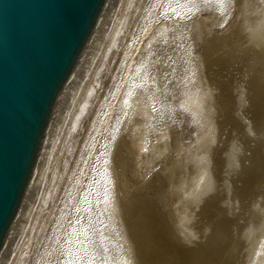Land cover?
<instances>
[{
  "label": "rangeland",
  "instance_id": "374dc122",
  "mask_svg": "<svg viewBox=\"0 0 264 264\" xmlns=\"http://www.w3.org/2000/svg\"><path fill=\"white\" fill-rule=\"evenodd\" d=\"M241 1H132L27 264H128L127 240L116 236L113 214L120 208L130 236L137 230L143 235L145 228L137 229L134 218L144 205L152 210L147 219L155 215L161 220L158 234L178 249L177 253L168 251L167 259L162 257L155 264H189L198 254L204 258L207 251L199 247L209 242L219 224L230 235L228 243L218 247L215 263L250 264L254 260L264 237V110L253 100L257 87L251 82L259 84L264 78V67H260L264 66V40L257 45L250 42L240 27L243 17L255 21L264 15V0H250L254 12L245 16L240 12ZM165 23L173 24L162 36L160 28ZM239 36L241 43L235 39ZM234 40L242 45L239 51ZM139 69L152 84L139 86L135 95L148 105L152 113L148 126L157 132L147 133L146 152L122 166L119 157L124 144L135 150L122 101ZM209 90L212 97H205L196 111L198 98ZM165 132L166 150L161 137ZM200 156L206 158L210 171V189L197 200H202L198 206L197 202L189 206L185 223L190 230L185 236L175 227L174 186L182 179L191 184ZM130 199L137 205L133 206L135 216L127 205ZM138 256L137 264H143Z\"/></svg>",
  "mask_w": 264,
  "mask_h": 264
},
{
  "label": "water",
  "instance_id": "95a60500",
  "mask_svg": "<svg viewBox=\"0 0 264 264\" xmlns=\"http://www.w3.org/2000/svg\"><path fill=\"white\" fill-rule=\"evenodd\" d=\"M133 0H0V264H27Z\"/></svg>",
  "mask_w": 264,
  "mask_h": 264
},
{
  "label": "bare ground",
  "instance_id": "6f19581e",
  "mask_svg": "<svg viewBox=\"0 0 264 264\" xmlns=\"http://www.w3.org/2000/svg\"><path fill=\"white\" fill-rule=\"evenodd\" d=\"M252 1L250 0H242L241 3V13L243 12L244 16L249 14V13H253L254 12V6H253V3H251ZM264 2V1H263ZM264 6V5H262ZM239 12V13H240ZM244 20H243V25L241 29V31H243L242 33H246L248 35V38H249V41L256 44L260 41H263L264 40V15L260 18V19H256L255 21L252 20V19H249L247 17H243ZM254 19V18H253ZM173 24V23H172ZM172 24H167L165 23L161 28H160V31H161V35L162 36H165V33L166 31H168L167 27H170ZM173 28V27H172ZM176 30V29H175ZM176 32V31H175ZM246 35V36H247ZM183 36V35H182ZM237 36V35H236ZM152 39V38H151ZM234 39V38H233ZM235 39H240V36L239 38H235ZM153 40V39H152ZM225 40V39H224ZM260 40V41H259ZM236 40H234V43ZM245 40H243V43ZM232 42V41H231ZM242 42V40L240 39V43ZM233 43V44H234ZM242 43V44H243ZM249 43V42H247ZM246 43V44H247ZM237 44V43H236ZM235 44V45H236ZM232 45V43H231ZM241 45V44H240ZM239 44H237V50L239 51ZM248 45V44H247ZM257 45V44H256ZM263 45H264V41H263ZM242 46V45H241ZM244 46V45H243ZM235 47V46H234ZM247 46H245L246 48ZM229 48V46H228ZM261 49V48H260ZM263 49V47H262ZM264 50V49H263ZM258 51V50H257ZM231 52V51H230ZM261 52V51H260ZM240 53V52H239ZM242 53V52H241ZM240 53V55H241ZM248 53V52H247ZM243 55L246 54L245 52L242 53ZM259 54V53H258ZM242 55V56H243ZM226 56V55H225ZM230 56V55H229ZM229 60L231 59L230 56ZM241 57V56H240ZM256 57V56H255ZM233 58V57H232ZM235 58V57H234ZM239 58V57H237ZM254 58V57H253ZM257 58V57H256ZM256 58H254L256 60ZM262 58V57H261ZM236 59V58H235ZM225 60V59H224ZM223 60V61H224ZM228 60V61H229ZM233 60V59H231ZM238 60V59H236ZM235 60V61H236ZM234 61V60H233ZM226 62H227V59H226ZM264 62V61H263ZM229 63V62H228ZM227 63V64H228ZM231 63V62H230ZM262 63V62H261ZM225 64V63H224ZM226 64V65H227ZM256 65V64H255ZM263 65V64H262ZM260 66V65H259ZM260 67H264V66H260ZM258 69V68H257ZM256 69V70H257ZM260 69V68H259ZM257 72V71H256ZM259 72V71H258ZM261 72V71H260ZM264 73V72H263ZM260 75V74H259ZM264 75V74H263ZM258 76V74H257ZM258 78V77H257ZM264 79V78H262ZM262 79H259V81H261L259 84H253V82H251L253 86L257 87L256 89V97L255 99H253L255 101V103H260L261 104V107L262 109L264 110V80ZM256 80V79H254ZM258 81V79L256 80V82ZM152 84V82H149V80L145 77V74L142 73V70L139 69L137 74H136V80L133 82V85L127 90L126 89V94L123 96V101H122V114L123 116L126 117V122L127 124L131 125L132 126V130H131V133L133 134L134 138H133V145H134V148H131V149H135V150H129L127 147L128 145L127 144H124L125 146L123 147V150H122V154L121 156L119 157V162L122 164V166H126L129 161H130V158H139L141 156V154L145 151L146 152V140L148 139V135L147 133L150 132V133H153V131L155 132L156 129L155 128H151L148 126V123L151 122V118H152V113H150L149 111V108H148V105L146 104V102L143 100V98H141L140 96H137L135 95L136 93V90L138 89L139 86H143L144 88H148V86H150ZM252 86V88H254ZM213 92V91H212ZM255 93V92H254ZM227 94V93H226ZM255 95V94H254ZM209 98V97H212L211 96V91L209 90L206 94H203V97L201 98H198L196 104H195V109L196 111L200 110L203 106V102H204V98ZM226 98V97H225ZM224 98V99H225ZM224 105V104H223ZM210 106V105H209ZM208 108V107H207ZM212 108V106H211ZM211 110V109H210ZM210 110L207 114V119H208V116L210 114ZM211 115V114H210ZM206 117V116H205ZM211 118V117H210ZM209 118V119H210ZM211 122V121H210ZM208 122V123H210ZM212 123V122H211ZM126 124V123H125ZM213 125V124H212ZM212 125L210 127H212ZM157 132V131H156ZM208 132V131H207ZM211 133V132H210ZM214 133V132H213ZM211 133V134H213ZM207 135V137H210ZM213 136V135H212ZM132 137V136H131ZM161 137L163 139V141L166 142V145H165V150L168 148V144L167 143V138H168V134L167 132L161 134ZM206 137V136H205ZM203 139V138H202ZM211 139H214L211 138ZM210 139V140H211ZM164 142V143H165ZM214 142V141H213ZM211 145V144H210ZM130 146V145H129ZM200 146V145H199ZM203 146V144H202ZM207 146V145H206ZM155 148V147H154ZM203 148V147H202ZM209 148V147H208ZM153 149V147H152ZM157 149V147H156ZM210 150V149H209ZM155 151V150H154ZM157 151V150H156ZM155 151V152H156ZM207 151V150H206ZM162 152V151H160ZM199 153V152H198ZM197 153V154H198ZM160 154H163V153H160ZM203 154V153H202ZM201 155V154H200ZM204 155L206 156V153H204ZM178 156V155H177ZM202 155V157H205ZM197 157V156H196ZM201 156L199 157L200 159L197 161V166L195 165L193 168H196L197 169L194 171V173H197L195 176H192L191 178V184H184L182 181L184 179H182V181L179 182L178 185L174 186L176 189H177V192H176V199L173 201V203L175 204L176 206V211H177V217H176V226L177 229L179 230V233H182V235H187V231L190 230L189 226H187V224L189 223H185L186 221V218L188 215H186V212L187 210L189 209V206L190 205H193L194 202H197V206H198V202L199 201H202V200H199L197 201L198 199H200L201 195L204 194V196L206 195L205 193L207 192V190L209 191V186L208 184L210 183L209 182V172H208V166H207V163H206V158H202ZM156 160V159H155ZM204 160V161H203ZM143 163V162H142ZM209 163V162H208ZM264 163V162H263ZM173 165V164H172ZM175 165V164H174ZM180 166V165H179ZM219 167V166H218ZM121 168V167H120ZM170 171V170H169ZM177 173V172H175ZM193 173V172H192ZM183 177V176H182ZM115 178V177H113ZM169 178V177H168ZM172 179V178H171ZM179 179V178H178ZM177 180V179H176ZM188 181V180H187ZM186 181V182H187ZM190 181V180H189ZM247 184L249 183L246 182ZM173 184V183H172ZM174 185V184H173ZM171 186V185H170ZM171 188V187H170ZM173 188V186H172ZM209 188V189H208ZM116 194V193H115ZM115 196V195H114ZM203 196V195H202ZM141 197V196H140ZM143 197V196H142ZM145 198H148V197H145ZM137 199V198H135ZM134 199V200H135ZM143 199V198H142ZM203 199V198H202ZM133 200V201H134ZM144 200V199H143ZM146 200V199H145ZM131 201V199L129 201H127V205H128V208L130 210V214H134V207L137 206L135 205L134 206V202ZM138 201H142L140 200V198L138 199ZM148 201L151 202V200L148 199ZM147 201V202H148ZM137 202V201H135ZM146 203V202H145ZM143 202V205L145 204ZM152 203V202H151ZM136 204V203H135ZM141 204V202H140ZM153 204V203H152ZM150 205V204H149ZM134 206V207H133ZM142 206V204H141ZM145 206V205H144ZM141 207L142 209L140 211H137L136 213L138 214L140 212V217H138L137 214L136 215V218H134V220H136V227L138 229L139 228H145L146 232L145 234L142 235V233L140 234L139 230L137 231H134V235L130 236L129 233L131 232H128V229L125 225V221L123 220V215H122V212H121V209H115L114 211V214H113V227H114V232L116 234V236H122V239L123 237L126 238V246H125V251H126V256H125V261L128 263V264H137V256H138L142 261L143 264H155V261L157 262V260H161L163 261L164 259H162V257H166V255L169 256L168 254V251L170 252L174 250H176V246H172V244L170 245L168 240L167 239H164L161 235L158 234L157 232V227H160L161 226V220L158 219V217L156 218V216H152L150 214L151 217H149V219H147V213L148 212H151L152 210L148 211L150 208L148 207V209L146 207ZM147 206V205H146ZM151 206V205H150ZM153 206V205H152ZM197 208V207H196ZM136 209H138L136 207ZM140 209V207H139ZM182 209V210H181ZM227 209V208H226ZM132 212V213H131ZM126 213V212H125ZM128 213V212H127ZM126 213V215H128ZM129 214V215H130ZM133 215V216H135ZM149 215V214H148ZM190 216V215H189ZM131 217V216H130ZM138 217V218H137ZM175 217V216H174ZM129 218V217H128ZM142 219V223H140V220ZM125 219V218H124ZM188 219V218H187ZM139 221V222H138ZM165 222V221H164ZM162 222V223H164ZM189 222V221H188ZM152 223H154V227H152ZM223 223V221H222ZM227 223V222H226ZM220 225V224H219ZM219 225H218V228L217 230L215 231L214 233V236L212 235V238H210L209 242H207L206 244L204 245H201L199 247V249L201 248V251L204 250V251H207L206 252V256L203 258H199L200 255H196V256H199L197 259H195L194 261H192L190 259L191 262H188L189 264H216V260L218 258V249L220 247H223L225 246L226 241H227V234L225 233V229L226 227L222 226L219 228ZM221 226V225H220ZM226 226V225H225ZM112 227V228H113ZM161 228V227H160ZM159 230L161 231V229ZM172 229V228H171ZM165 231V230H163ZM193 232V231H192ZM191 232V233H192ZM213 232V231H212ZM228 232V231H227ZM160 233V232H159ZM169 233V232H168ZM190 233V232H188ZM161 234H164L161 232ZM165 235V234H164ZM189 235V234H188ZM193 235V234H191ZM210 235V236H211ZM230 235V234H228ZM263 235V234H262ZM161 236V237H160ZM264 236V235H263ZM114 237V236H112ZM134 237V239L132 238ZM184 237V236H183ZM121 238V237H120ZM155 238V239H153ZM115 239V238H114ZM117 239V238H116ZM186 239V237H185ZM209 239V238H208ZM167 240V241H166ZM229 240V239H228ZM167 242V243H166ZM206 242V241H205ZM136 243V244H135ZM138 243V244H137ZM135 244V245H134ZM260 244V249L257 251V255L255 256L254 260L251 261L250 264H264V237H263V240L261 241V243L259 242ZM136 245H138L137 247H135ZM151 245H153V247L149 248ZM199 246V245H197ZM178 247V246H177ZM196 247V246H195ZM219 247V248H218ZM203 248V249H202ZM251 248V247H250ZM181 249V248H179ZM194 249V248H192ZM190 249V251L192 250ZM196 249V248H195ZM223 248H221L222 250ZM185 250V249H184ZM124 251V253H125ZM181 251V250H180ZM183 251V250H182ZM188 251V250H187ZM193 252H195L194 250H192ZM203 251V252H204ZM220 251V250H219ZM178 252V251H177ZM175 252V253H177ZM202 252V253H203ZM218 252V253H216ZM138 253V254H137ZM171 253V252H170ZM184 253V251H183ZM190 253V252H189ZM200 253V252H199ZM201 254V253H200ZM205 254V252L203 253ZM201 254V255H203ZM180 255V254H178ZM185 256H188L187 253L184 254ZM190 255H192L190 253ZM192 257V256H191ZM179 258V257H178ZM167 259V257H166ZM224 259V258H223ZM174 260V259H172ZM171 260V261H172ZM252 260V259H251ZM161 261L159 264H161ZM180 261V260H179ZM170 262V261H169ZM180 263V262H179ZM181 264V263H180ZM219 264V263H218Z\"/></svg>",
  "mask_w": 264,
  "mask_h": 264
}]
</instances>
